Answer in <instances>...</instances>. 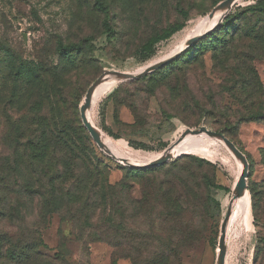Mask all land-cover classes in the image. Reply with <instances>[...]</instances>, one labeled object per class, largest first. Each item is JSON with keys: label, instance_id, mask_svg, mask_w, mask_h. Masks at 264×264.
Returning a JSON list of instances; mask_svg holds the SVG:
<instances>
[{"label": "rangeland", "instance_id": "1", "mask_svg": "<svg viewBox=\"0 0 264 264\" xmlns=\"http://www.w3.org/2000/svg\"><path fill=\"white\" fill-rule=\"evenodd\" d=\"M222 1L104 0L108 10L103 12L95 0H0V158H11L16 146L29 141L25 127L33 123L34 128L48 126L50 139L63 149L62 123L68 127L65 133L76 141L72 129L79 120L110 182L119 184L128 178L129 183L120 198L125 209L122 222L116 220V228L108 222L100 223L104 225L100 228L99 224L89 227L85 218L73 222L65 219V212L49 214L36 192L41 176L29 169L24 177H16L15 166L7 163L0 182L15 192L8 189L6 203L0 197V213L3 209L8 214V219L0 221V232L18 234L23 240L36 226L42 228L43 245L35 264H44L46 258L57 264H220L224 220L234 202L243 164L220 138H189L182 134L187 128L222 133L246 157L248 174L227 231L225 264H264V120L244 121L247 109L260 105L264 97L242 95L243 89L264 90V58L258 57L264 45L259 35L250 41L251 60H239L240 66L250 69L245 78L225 79L212 43L199 40L184 58L149 76L118 81L94 94L87 112L91 123L121 154L139 164L156 159L174 141L178 146L188 140L182 149L176 147V155L165 164L150 167L141 185L131 178L132 168L137 167L110 158L82 120L87 92L105 69L136 73L170 55L197 33ZM259 1L237 0L227 12L226 17L248 14L223 61L238 58L246 50L251 29L264 34L260 14L249 12L259 9ZM108 24L112 31L107 30ZM60 41L76 45L75 76L67 81L55 71L62 64ZM63 83L77 92L75 112L65 106L68 97L56 95ZM27 183L35 190L25 189ZM139 201L146 202L147 209L140 211ZM177 201L175 215L167 219L161 214V205L172 206ZM100 229L110 231L101 234L105 240L93 235Z\"/></svg>", "mask_w": 264, "mask_h": 264}, {"label": "trees", "instance_id": "2", "mask_svg": "<svg viewBox=\"0 0 264 264\" xmlns=\"http://www.w3.org/2000/svg\"><path fill=\"white\" fill-rule=\"evenodd\" d=\"M95 6L103 12H107L108 10L104 4V0H95ZM257 6L259 9H251L249 12L259 13L260 15L257 17H260L264 22V18L262 17L264 16V0H260ZM247 14V11L230 13L219 27L215 28L212 33L205 36V38L203 37V39H200L212 43L213 49L217 53L216 57L221 60V69H219V71L223 74L225 79L245 78L244 76L247 74L250 76L249 67L245 64L240 66L239 60H251V53L254 51L253 47L250 45V41L254 39L251 38L259 35L258 38L262 40L264 45V34L262 31L258 33V31L251 29L249 31L251 36L246 35L249 39L248 44L244 46L246 50L243 51L238 58H228L223 61V57L230 54V42L241 34L242 31L240 26L243 21L247 19ZM107 30L112 31L110 24L107 25ZM75 48V44H64L62 41L58 44L62 64L58 68L55 67V71L59 78L60 76L64 78L63 81H67L69 76H75L74 71L76 68L74 67L77 66V58L74 57ZM192 49L193 47L174 60L177 61L178 59L184 58ZM259 53L260 56L258 57L264 58V47H262V51ZM170 63H172V61ZM22 76V78L20 77L21 79L24 78V75ZM242 93V95L247 98L254 95L264 97V90L259 88L245 92L243 89ZM56 95L58 97H68L69 99H65V106L74 110V112L77 111L79 105V100L76 99L77 92L69 91L65 83H63L62 88L56 91ZM54 108L57 114L58 103L56 101L54 103ZM247 112L249 113L244 117V121L264 120V102H261L260 105L251 106L247 109ZM52 122L55 124V119H53ZM74 122H76V124ZM74 122L72 130L75 133V138H77L76 141L71 140L65 133L68 132V127H66L65 123H62L63 131H65L64 134L69 138L68 140L63 136L65 138L63 149H58L53 139H50L48 133L51 131L48 126L37 124V128H34L33 125H35V123H33L25 127V132L29 133V135L26 136L29 137V141L26 144L16 146L13 149V156L11 158H0V177L2 178V175H4L5 171L3 170H5L4 166L7 163H12L15 166L17 173L16 177H24V173L30 169V173L34 171L37 177L38 175L41 176V178H37L39 182L37 188L39 191L36 192L41 197L43 207H49V214L54 212H65L67 214L65 215V219L69 218L73 222L85 218L84 222L89 227L99 224L100 228L104 226L100 225V223L108 222L114 226L113 228H116L113 223L125 217L123 214L125 209L120 198L123 191L128 188V178H124L119 184L110 182L109 174L107 169H105L104 163L96 155L95 148L90 146L91 137L88 135L81 121L78 120ZM57 124L59 125L60 123L57 122ZM225 130L224 128L219 129L221 132H225ZM58 137L59 136L55 137L57 142ZM4 162L6 163L3 165L2 163ZM22 168L25 170L22 171ZM132 169L135 172L131 178L134 179V182H139L141 185L146 179L150 168ZM5 186L6 182H0V192L2 194H0V197H2L4 203L7 202V192H9V190L15 192L11 188H6ZM25 186L24 188L27 190H35L32 183H27ZM218 188L226 191L228 190L224 185H218ZM142 199L143 197L141 200ZM178 201L180 200L178 199ZM178 201L172 204V206L161 205L164 208V213L161 214L167 219L175 215L179 210ZM138 203L141 202L139 201ZM147 205L146 202L139 204V210L142 211V209H147ZM174 205L176 206L174 207ZM2 212L3 213H0V215H2L0 221H3L5 218L8 219V214H5L3 209ZM252 212L255 223L260 222L258 220L259 217L255 203L252 205ZM43 214H45V211L42 210V215ZM41 231L42 228L36 226L34 230L29 232V236H26L23 240H20L18 234L12 236L6 232H0V264H35V258L39 255L40 251L39 247L43 245ZM109 233L110 231L108 229H100V231L96 230L93 235L103 239L100 237L101 234L107 235ZM61 260L64 261L63 259ZM43 261L44 264H57V262L51 258H46V260Z\"/></svg>", "mask_w": 264, "mask_h": 264}, {"label": "water", "instance_id": "3", "mask_svg": "<svg viewBox=\"0 0 264 264\" xmlns=\"http://www.w3.org/2000/svg\"><path fill=\"white\" fill-rule=\"evenodd\" d=\"M236 2H237V0H224V1H222L216 8H214L212 10V12L205 19L200 32L198 34H195L192 37H190L186 41V45L184 47L180 48L179 50L171 53L170 55H168V56H166L160 60H157L153 63L146 65L140 73L137 74L134 72H124V71L105 69L103 71V73L99 76V78L93 83V85L89 88L87 95H86V100H85L84 108L82 111V120H83L85 127L87 128V130L91 134L93 140L99 145V147L110 158L115 159L121 163L127 164L129 166L137 167V168H150V167H154V166H160V165L165 164L167 161H169L170 159H172L175 156V151L177 149L176 147L179 146V143L177 146V142L174 141L165 153H163L162 155H160L156 159H154L150 162L144 163V164H139V163L134 162L132 159L120 157V156H117V155L110 153V151L106 148V146L100 140V138H99L100 133H99L98 129L89 120V117H88L89 115L87 113L91 107L92 98H93L94 94L96 93L99 85L102 83V81L107 76H111L117 81H123V80H129V79H139L143 76H146L150 73H153L156 70L166 66L171 61H173L174 59L179 57L182 53H184L196 41L202 39L203 37H205L206 35L211 33L215 28H217L221 24V22L224 20V18L226 17L227 12L230 11L234 7ZM220 9L226 10L225 16L217 25L211 27V22L214 19L216 13ZM182 134H186L188 136H195V137H202V136L217 137V138H220L222 141H224L227 144V146L232 150V152L235 153L236 156L241 159V162L243 164V172H242V174H241V176H240V178L236 184L234 197H235V194L239 190L244 189L245 180H246V177L248 174V162L246 160V157L243 155V153L238 149V147H236V145L229 138H227L222 133L208 131L205 129L193 130L191 128H187L182 132ZM231 212H232V207L229 210V213L224 220V225H223V229H222V254H221V258H220V264H225V253L227 250V233H228L227 232L228 231L227 226H228V222L230 220Z\"/></svg>", "mask_w": 264, "mask_h": 264}, {"label": "bare ground", "instance_id": "4", "mask_svg": "<svg viewBox=\"0 0 264 264\" xmlns=\"http://www.w3.org/2000/svg\"><path fill=\"white\" fill-rule=\"evenodd\" d=\"M225 13H226V10H222V9H220V10L216 13L214 19L212 20V22H211V27L217 25V24L223 19V17L225 16ZM227 14H228V13H227ZM203 23H204V22H203ZM203 23H201L200 26L198 27V31H197L196 34H198V33L200 32ZM185 45H186V43H183V45L181 46V48L184 47ZM178 50H179V49H178ZM176 51H177V50H176ZM174 52H175V51H174ZM165 57H166V56H165ZM143 69H144V67H143L141 70L137 71L136 73L138 74V73H139L140 71H142ZM117 82H118V81L115 80L113 77H111V76H107V77L102 81V83L99 85V87H98L96 93H100L101 91L105 90L106 88L112 86L113 84H115V83H117ZM96 93H95V94H96ZM88 117H89V116H88ZM89 120L91 121L90 118H89ZM92 124H93V123H92ZM202 137H204V136H202ZM99 138H100V140L103 142V144L106 146V148L110 151V153H112V154H114V155H117V156H120V157L129 158V157L124 156L123 154H121V152H120L118 149H116V147L113 146V144L110 142V140L107 139V138H106L104 135H102L101 133H100V135H99ZM189 138H190V136H189ZM187 143H188V140H187V139H184L181 143H179V145H180V149H182L183 147H185V146L187 145ZM178 150H179V149H176V151H175V155H176V153H177ZM129 159H132V158H129ZM132 160H133L134 162L138 163L137 160H134V159H132ZM153 160H154V159H153ZM151 161H152V160H151ZM148 162H150V161H148ZM242 191H243L242 189L239 190V191L235 194V197H234V199H233L234 202H233V204H232V212H231L230 220H229V222H228V226H227V230H228V231H230V227H231V225H232V222L234 221V218L236 217V214H237V206L240 205L241 200H242V198H243V192H242ZM228 233H229V232H228Z\"/></svg>", "mask_w": 264, "mask_h": 264}]
</instances>
